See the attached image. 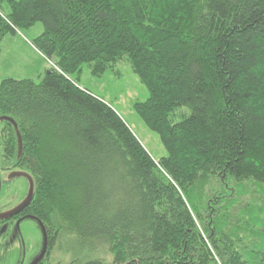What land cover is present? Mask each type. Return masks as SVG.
I'll return each mask as SVG.
<instances>
[{
  "label": "trees",
  "instance_id": "obj_1",
  "mask_svg": "<svg viewBox=\"0 0 264 264\" xmlns=\"http://www.w3.org/2000/svg\"><path fill=\"white\" fill-rule=\"evenodd\" d=\"M5 1L0 49L40 22L32 44L53 63L0 81V167L33 183L37 264L56 214L113 257L84 264H264V0ZM124 62L148 91L133 108L157 161L78 84L83 64L119 77Z\"/></svg>",
  "mask_w": 264,
  "mask_h": 264
},
{
  "label": "rangeland",
  "instance_id": "obj_2",
  "mask_svg": "<svg viewBox=\"0 0 264 264\" xmlns=\"http://www.w3.org/2000/svg\"><path fill=\"white\" fill-rule=\"evenodd\" d=\"M8 11L7 1L1 3L0 13L5 16ZM42 31V23L37 22L30 28L18 30V39H12V34L7 35V39L1 43L0 81L6 77L17 79L29 77L36 82L41 80L45 65L48 68L53 65L37 49L34 50L39 53L34 50V53L31 51V48L34 47L32 40ZM20 56L21 58H19ZM81 68V74L78 78L79 86L110 104L154 160L157 161L166 156V150L158 134L149 129L134 111L133 104L144 101L148 97V91L137 75L133 73L128 63L118 64L119 77L112 70L94 76L90 73L87 64H83ZM0 172L3 179L9 180L2 186L0 194V210H4L13 207L21 198L26 197L28 183L22 177H12V171L8 168ZM55 221L58 229L56 241L50 253V264H84L93 259L104 260L108 263L112 260V254L104 246L92 242L84 245L85 241L68 230L66 222L57 214ZM20 230L21 235H17V241H14L5 252H0V264H17L22 258L23 247L25 262L31 260L41 250L43 237L36 220H23Z\"/></svg>",
  "mask_w": 264,
  "mask_h": 264
},
{
  "label": "flooded vegetation",
  "instance_id": "obj_3",
  "mask_svg": "<svg viewBox=\"0 0 264 264\" xmlns=\"http://www.w3.org/2000/svg\"><path fill=\"white\" fill-rule=\"evenodd\" d=\"M2 170H4V169H2L0 167V171H2ZM0 178H1V190H2V186L4 184L8 183L9 180L3 179V177H1V174H0ZM22 178H24L27 181L28 189H29L30 182H29L28 178L27 177H22ZM11 181H12V179H11ZM0 194H1V192H0ZM24 199L21 198L20 201L18 203H16L13 207H9V208H6L4 210H0V252H5L7 250V248L13 244L14 241H17V239H16L17 235H19V234L21 235V233H20L21 232V230H20L21 224H22L23 220L28 219V218H25L26 215L24 213V208L20 212L14 214V215H11V216H5V215H7V213L9 211H11L12 209H15V208L21 206L24 202ZM37 223L39 224L38 221H37ZM47 236H48V234H47ZM40 251H38L32 257L31 260H29L28 262H25V256H24L25 251H24V247H23L22 253H21L22 258L18 261L17 264H30L33 261V259L37 257V255L40 253Z\"/></svg>",
  "mask_w": 264,
  "mask_h": 264
},
{
  "label": "water",
  "instance_id": "obj_4",
  "mask_svg": "<svg viewBox=\"0 0 264 264\" xmlns=\"http://www.w3.org/2000/svg\"><path fill=\"white\" fill-rule=\"evenodd\" d=\"M4 120H7V121L14 123V121L10 117H4ZM0 192H1V178H0ZM32 196H33V183H30L29 189H28V192H27V195L24 199L23 204L21 206L15 208V209H12L5 216H11V215H14V214L20 212L25 206H27L29 204ZM30 217H32V216H30ZM32 218H34V217H32ZM39 225H40L42 237H43L42 248H41L40 253L37 255L36 258L33 259V261L30 264H37L45 256L46 251H47V247H48V236H47V232L45 230V227H44L43 223H41V222H39Z\"/></svg>",
  "mask_w": 264,
  "mask_h": 264
},
{
  "label": "crops",
  "instance_id": "obj_5",
  "mask_svg": "<svg viewBox=\"0 0 264 264\" xmlns=\"http://www.w3.org/2000/svg\"><path fill=\"white\" fill-rule=\"evenodd\" d=\"M17 36H18V35H17V32H16L15 34H12L11 37H12V39H16V38L18 39ZM6 37H7V35L3 38L2 42H3L4 40L7 39ZM2 42H1V43H2ZM29 49H30V48H29ZM31 49H32L31 51H32L33 53H34V51H37V50H34V49H36L35 47H33V48H31ZM33 50H34V51H33ZM0 52H1V49H0ZM37 53H39V52L37 51ZM19 58H21V56H20ZM46 64H47V63H46ZM47 69H48V67H47V65H45L44 73L46 72ZM25 78H29V77H25Z\"/></svg>",
  "mask_w": 264,
  "mask_h": 264
}]
</instances>
